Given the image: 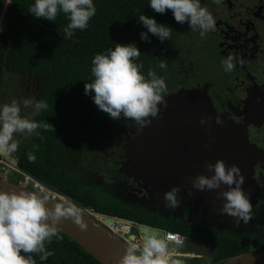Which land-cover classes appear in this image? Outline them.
Masks as SVG:
<instances>
[{
    "label": "flooded vegetation",
    "instance_id": "flooded-vegetation-1",
    "mask_svg": "<svg viewBox=\"0 0 264 264\" xmlns=\"http://www.w3.org/2000/svg\"><path fill=\"white\" fill-rule=\"evenodd\" d=\"M201 5L212 13L215 29L201 36L186 22L170 47L167 69L161 75L168 89L164 98L171 99L167 108L158 105L159 114L163 112L160 120L177 113L180 119L169 127H175L174 133L157 140L146 127L141 130L134 120L126 119L121 134H114V141L104 142L96 153L97 161L89 160V170H102V180L115 198L152 212L168 210L164 195L177 188L181 203L171 210L178 217L252 243L254 238L264 239V0H221L219 4L201 0ZM230 54L238 59L233 71L226 72L222 61ZM4 74H0V102H8L7 88L19 99H40L41 85L33 77L23 81L21 75L19 83L12 85L3 81ZM217 115L225 126L215 124ZM203 117H211L210 128L200 124ZM155 118L149 117L151 124ZM25 140L11 154L16 160ZM200 140L204 145H198ZM112 146L117 147L114 157L105 156ZM217 159L229 167L237 165L245 177L242 188L252 204L247 223L222 213L224 201L217 191L228 186L205 191L192 187L196 176L213 174L205 165Z\"/></svg>",
    "mask_w": 264,
    "mask_h": 264
},
{
    "label": "trees",
    "instance_id": "trees-1",
    "mask_svg": "<svg viewBox=\"0 0 264 264\" xmlns=\"http://www.w3.org/2000/svg\"><path fill=\"white\" fill-rule=\"evenodd\" d=\"M34 2L13 0L8 5L9 17L0 24L3 29L0 31V74L31 76L40 83V99L48 108L35 119L50 123L55 131L39 129V137L26 138L18 152V169L94 214L214 246L218 253L211 264H223L243 254L264 251V239L254 238L252 243H247L205 225L184 221L171 209L152 212L136 204L124 203L115 198L110 193L111 188L98 177L93 175L91 185L79 178L77 171L84 167L90 171L89 160L97 161L96 153L102 150L104 142L114 141V134H121L120 129L126 124L123 117L114 120L99 110L93 100L94 94H85V83L94 79L91 73L94 56L114 49L116 43H135L141 52L137 62L143 63V74L146 76L148 68L152 67L161 76L163 70L157 66L161 59L166 62L175 37L187 21L183 25L177 23L171 10L164 14L155 12L149 6L150 0H93L97 11L88 28L77 29L71 38H65L63 28L69 22L67 16L60 13L55 22L36 18L29 13ZM4 4V0H0V8ZM142 14L171 27V39L161 42L149 33L150 43L141 40L140 33L147 31L138 23ZM34 145H38L33 152L36 161L31 163L27 153L33 151ZM59 194L52 195L69 202ZM60 235L61 240L54 238L46 245L54 252L53 256L41 261L33 254L36 264H98L73 241Z\"/></svg>",
    "mask_w": 264,
    "mask_h": 264
},
{
    "label": "clouds",
    "instance_id": "clouds-1",
    "mask_svg": "<svg viewBox=\"0 0 264 264\" xmlns=\"http://www.w3.org/2000/svg\"><path fill=\"white\" fill-rule=\"evenodd\" d=\"M221 0H215L219 4ZM5 6L11 5L13 0H4ZM149 6L157 13L164 14L171 10L177 23H190L192 30H200V35L215 29L216 21L207 7L201 5V0H150ZM93 0H35L29 13L36 18L55 22L57 16L63 13L68 23L63 28L65 38H71L73 33L86 30L89 21L96 15ZM138 23L147 30L140 33L141 40L151 42L149 33L161 42L170 40L172 29L155 18L140 15ZM3 29L0 28V31ZM141 55L135 43H116L114 49L109 48L104 53H98L92 60L91 73L94 77L91 83H85V94H94L93 100L99 110L108 114L112 119H131L142 130L151 124L149 117L155 118L160 112L158 105L167 108L164 94L167 84L164 77L149 67L145 76L141 71L143 63H138ZM237 57L228 55L222 61L226 72L233 71L234 60ZM243 63L242 59L238 60ZM161 70L167 69L164 59L157 66ZM48 104L43 100L33 98L12 99L0 105V154L10 156L18 150L20 141L17 136L39 137V129L55 131L53 125L44 121H37L35 116L46 111ZM211 117H203L201 125H208ZM215 124L225 126L220 115L215 118ZM207 130V129H206ZM33 151L27 153V159L35 163ZM205 168L212 175H198L192 180V187L198 191L219 190L222 185L227 190L217 191V197L222 199L223 214L238 217L247 223L251 218L252 204L249 195L243 190L245 177L241 169L233 164L226 166L223 160L215 164L207 163ZM234 185V187H233ZM179 189L173 188L164 195L165 206L175 209L180 205ZM50 194L40 192H5L0 191V264H36L34 255L41 261L54 255L46 247L55 238L62 239L58 224L62 219H72L81 230L87 225L81 219V209L73 202L55 204L50 209L46 202ZM183 244L178 237L165 234H153L146 230L142 235L129 234L126 251L118 264H184L177 258L176 249Z\"/></svg>",
    "mask_w": 264,
    "mask_h": 264
},
{
    "label": "water",
    "instance_id": "water-1",
    "mask_svg": "<svg viewBox=\"0 0 264 264\" xmlns=\"http://www.w3.org/2000/svg\"><path fill=\"white\" fill-rule=\"evenodd\" d=\"M175 96L174 98H178ZM168 105V100L171 98H164ZM163 106V104H161ZM163 113V112H162ZM159 114V118H155V123L148 125L145 130L150 131L153 134H149L157 140H162V136L166 134L174 133L173 126L176 125L177 121L180 119V116L177 113L169 114L168 120L161 121L160 118L163 117V114ZM173 122V128H169L170 123ZM168 126V128L166 127ZM199 146L204 145L203 141L200 140L198 143ZM208 146V145H206ZM218 157V156H217ZM0 159L7 166L15 167L16 172H19L17 167V160L14 156H6L0 154ZM222 160V159H217ZM216 160V161H217ZM226 163V162H225ZM227 166V165H226ZM229 167V166H228ZM10 172H13L10 170ZM12 174V173H11ZM23 174V173H19ZM24 175V174H23ZM29 177L28 175H26ZM35 180V179H33ZM37 181V180H35ZM0 191L5 192H40L35 186L32 187V190L14 185L10 181H5L3 178H0ZM65 200L71 202L65 196H62ZM64 203L54 200L50 197V200L46 202V206L50 209L54 208L55 204ZM74 203V202H73ZM85 211V212H84ZM81 210V219L87 225L86 230H81L78 225H76L72 219H62L58 224L60 229V234L66 236L76 245H78L82 250H84L89 256H91L98 264H118V261L123 257L126 251V244L117 238L112 232L108 230L107 227L100 225L94 216H99L94 214L92 210ZM105 225L111 226L113 224L112 218H108L104 221ZM139 233L142 235L146 230H152L153 234H159L161 238L164 235V231L157 229L148 228L145 226H137ZM218 249L215 247L208 246L199 241L186 238L183 246L176 251L177 257L181 259L184 264H189L192 260L201 261L204 259L205 264H211L213 259L216 257ZM186 257H190L187 258ZM191 264V263H190ZM223 264H264V251L261 252H251L237 256L235 258L229 259Z\"/></svg>",
    "mask_w": 264,
    "mask_h": 264
},
{
    "label": "rangeland",
    "instance_id": "rangeland-1",
    "mask_svg": "<svg viewBox=\"0 0 264 264\" xmlns=\"http://www.w3.org/2000/svg\"><path fill=\"white\" fill-rule=\"evenodd\" d=\"M9 17V11H8V6L6 7L5 4L3 5L2 8H0V24L6 19ZM22 76L21 75H12V74H8V73H5L4 74V77H3V81L5 83H7V81H9V84H12V85H16L17 83H19V79L21 78ZM28 79H26L25 77L23 78V81H27ZM8 85V84H7ZM7 91L9 93V99H8V102H10L12 99H18L19 98L17 97V94L15 93L14 90H10L7 88ZM4 103H6L5 101L4 102H0V105H3ZM19 136L16 137V139L18 138ZM26 136H20V138L18 139L20 142H23L25 140ZM143 141L145 142V140L143 139ZM151 146V145H150ZM116 151H117V147L114 148V146H112L110 148V150H108V152L105 154V156H108L110 154H112V158L114 157V155L116 154ZM112 158H107L108 160H112ZM9 167H12L13 169L11 170H15V168L13 166H7V165H1L0 166V178L4 179L5 181H9V180H12V183L14 185H17V186H20V187H23V188H26L28 190H32V187L33 185H35L38 189H41L39 187V185L37 184V182H35V180L33 179H29L30 177H27L26 174H19L18 172L13 171V172H10V169ZM78 172V175H79V178L84 180L85 183L87 184H92L93 181H94V176L98 177L99 179H103L105 177L104 174H94L90 171H87L86 169H80L77 171ZM12 173V174H11ZM14 174H19L21 175L22 177L20 176H15ZM107 177V176H106ZM29 179V180H28ZM111 181V179H109ZM29 181V182H28ZM30 183V184H29ZM42 190V189H41ZM50 196L52 197H55L54 195H52L54 192L52 191H47ZM52 192V193H51ZM56 194V193H54ZM139 236V235H137ZM177 256V255H176ZM178 258V257H177ZM202 263L204 262V259L201 260ZM201 263V264H202ZM190 264V263H189Z\"/></svg>",
    "mask_w": 264,
    "mask_h": 264
},
{
    "label": "built area",
    "instance_id": "built-area-1",
    "mask_svg": "<svg viewBox=\"0 0 264 264\" xmlns=\"http://www.w3.org/2000/svg\"><path fill=\"white\" fill-rule=\"evenodd\" d=\"M2 164L4 165L3 161L0 159V166ZM98 217H100V218L97 219V222L100 225H103V226L107 227L110 232H112L117 238H119L125 244H127V237H128L129 234H134L135 235L136 233H138V235H141L139 233V231L137 230V226H139V225H136V224L130 223V222H126L124 220H119V219L112 218L113 224L111 226H107V225H105L104 221L106 219H108L109 217L100 216V215ZM165 234L178 237L181 241H183V244H184L185 239H186V238L180 236L179 234H173V233L164 232V235ZM183 244L181 246H179L176 250L181 248L183 246Z\"/></svg>",
    "mask_w": 264,
    "mask_h": 264
},
{
    "label": "bare ground",
    "instance_id": "bare-ground-1",
    "mask_svg": "<svg viewBox=\"0 0 264 264\" xmlns=\"http://www.w3.org/2000/svg\"><path fill=\"white\" fill-rule=\"evenodd\" d=\"M15 168V167H14ZM9 169L11 170V169H13L12 167H9ZM11 171H15V170H11ZM18 173H22L20 170H19V172ZM29 179H32L31 177L29 178ZM28 179V180H29ZM29 182V181H28ZM35 182H37L38 184H40V186H42L45 190H41V189H38L35 185H33V186H35V188H37L38 190H40V191H44V192H47V191H52V192H54V193H56V194H59V193H57V192H55L54 190H52V189H50V188H48L47 186H45L44 184H42L41 182H38V181H35ZM30 184V183H29ZM48 193V192H47ZM60 195V194H59ZM60 196H62V195H60ZM50 197H52V196H50ZM54 200H56V201H60V202H63V201H61V200H58L57 198H55V197H52ZM80 208V207H79ZM81 210H83L84 211V209H82V208H80ZM85 212V211H84ZM97 217V216H96ZM96 217L94 216V218L96 219ZM97 220V219H96ZM136 235V234H135Z\"/></svg>",
    "mask_w": 264,
    "mask_h": 264
}]
</instances>
